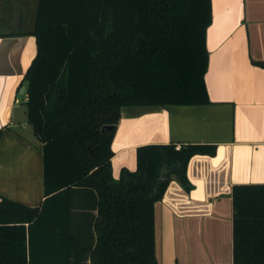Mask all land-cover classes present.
<instances>
[{
  "label": "trees",
  "instance_id": "16d2710c",
  "mask_svg": "<svg viewBox=\"0 0 264 264\" xmlns=\"http://www.w3.org/2000/svg\"><path fill=\"white\" fill-rule=\"evenodd\" d=\"M212 0H38L28 122L43 142L40 207L2 198L0 264H159L156 203L216 145L147 144L113 175L123 107L210 103ZM264 67V64H262ZM234 264H264V185H234Z\"/></svg>",
  "mask_w": 264,
  "mask_h": 264
},
{
  "label": "crops",
  "instance_id": "0c3cea01",
  "mask_svg": "<svg viewBox=\"0 0 264 264\" xmlns=\"http://www.w3.org/2000/svg\"><path fill=\"white\" fill-rule=\"evenodd\" d=\"M212 15L205 75L210 103L127 107L115 132V178L124 167L136 169L142 145L217 146L214 155L190 158L191 190L175 173L167 175L159 228L157 208L155 214L159 264H234L233 186L264 185V0H212ZM32 31L0 33V201L35 208L45 199L43 142L26 129L27 109L20 115L16 106L20 94L27 100L22 88L35 52ZM5 39L9 44L2 46Z\"/></svg>",
  "mask_w": 264,
  "mask_h": 264
},
{
  "label": "rangeland",
  "instance_id": "374dc122",
  "mask_svg": "<svg viewBox=\"0 0 264 264\" xmlns=\"http://www.w3.org/2000/svg\"><path fill=\"white\" fill-rule=\"evenodd\" d=\"M37 3L38 0H0V33L9 34L16 31H32L34 29L35 6H37ZM19 96L20 102L16 106L17 112L21 115L23 110L27 109V106L24 101V94ZM26 127L30 133H34L31 126L26 125ZM161 205V202L156 203V208L158 209L157 228L163 223V217H161V214L159 216V207ZM157 232V247H159V235L161 232L159 229Z\"/></svg>",
  "mask_w": 264,
  "mask_h": 264
},
{
  "label": "water",
  "instance_id": "95a60500",
  "mask_svg": "<svg viewBox=\"0 0 264 264\" xmlns=\"http://www.w3.org/2000/svg\"><path fill=\"white\" fill-rule=\"evenodd\" d=\"M9 41H10V39H5L2 46L7 45V43L9 44ZM32 41H33V44H34V47H35V52L28 59L27 66L25 67V71H24L25 74L27 73L30 65L32 64V62H33V60H34V58H35V56L37 54V41H36V37L35 36H33ZM11 73L13 74V71ZM25 90H26V87H23L22 88V93H24ZM152 107H153V109H156V110L162 109V106H152ZM126 108L127 107H123L121 109L122 117H124V115H125L124 112H125ZM117 128H118L117 125H108V126H106L107 130H113L115 132L117 131ZM116 146H117L116 145V136L114 135V139H113V142H112L113 151L116 150ZM179 169H180V163H178V164H176V165H174L172 167H169V166H166V165L163 166L162 169L160 170V179L166 178L169 173H178Z\"/></svg>",
  "mask_w": 264,
  "mask_h": 264
}]
</instances>
